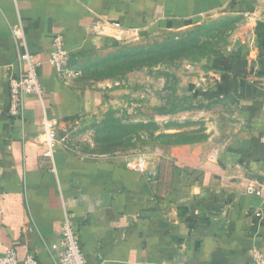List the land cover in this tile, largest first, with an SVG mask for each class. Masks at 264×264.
<instances>
[{
    "label": "crops",
    "instance_id": "0c3cea01",
    "mask_svg": "<svg viewBox=\"0 0 264 264\" xmlns=\"http://www.w3.org/2000/svg\"><path fill=\"white\" fill-rule=\"evenodd\" d=\"M226 6L227 0H0V256L13 250L19 259L55 264L65 215L85 264H252L250 249L264 254V197L244 195L237 184L245 175L264 181V145L225 144L201 157L193 147L161 154L147 181L127 161L75 153L67 143L74 127L109 108V85L92 84L79 70L89 55L108 51L117 35L179 30ZM56 38L79 77L63 81L48 63ZM25 50L38 64L43 98L25 96L22 118H13L9 83L22 72L17 57ZM44 117L57 123L53 166L43 157Z\"/></svg>",
    "mask_w": 264,
    "mask_h": 264
},
{
    "label": "rangeland",
    "instance_id": "374dc122",
    "mask_svg": "<svg viewBox=\"0 0 264 264\" xmlns=\"http://www.w3.org/2000/svg\"><path fill=\"white\" fill-rule=\"evenodd\" d=\"M114 41L78 66L109 85V108L73 128L75 153L124 163L145 155L154 171L161 154L186 147L201 157L264 145V0H227L179 30Z\"/></svg>",
    "mask_w": 264,
    "mask_h": 264
},
{
    "label": "built area",
    "instance_id": "2783aa9c",
    "mask_svg": "<svg viewBox=\"0 0 264 264\" xmlns=\"http://www.w3.org/2000/svg\"><path fill=\"white\" fill-rule=\"evenodd\" d=\"M113 26L116 30L119 28L117 24ZM20 30V28L13 29L12 34L14 38L21 37ZM119 38L121 37L117 35L115 39ZM17 63L22 72L18 78L12 79L9 83L8 114L13 118H22L24 112V97L32 95L42 102L43 87L37 75L38 64L32 60L27 50L17 57ZM48 63L55 69L57 75L63 81L74 79L81 75L78 69L71 66L70 54L63 48V43L60 38H56L53 41V50L49 55ZM56 127L57 123L55 121L49 120L46 117L43 118V157L48 159L52 166L53 151L57 140ZM148 162L147 156L138 155L126 165L130 171L146 177L147 181H152L154 175L148 169ZM237 184L240 186L239 189H241L244 195L259 198L264 197V181L239 176ZM248 254L252 264H264V254L258 249H250ZM0 264L39 263L32 255H26L24 259H19L15 251L9 250L0 256ZM55 264H85L68 215H65L63 220L61 238L58 243L57 262Z\"/></svg>",
    "mask_w": 264,
    "mask_h": 264
}]
</instances>
